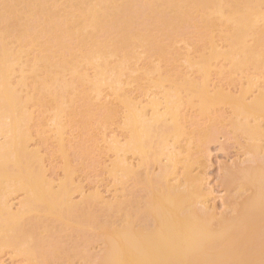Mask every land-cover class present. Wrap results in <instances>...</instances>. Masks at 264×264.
<instances>
[{"label": "bare ground", "instance_id": "1", "mask_svg": "<svg viewBox=\"0 0 264 264\" xmlns=\"http://www.w3.org/2000/svg\"><path fill=\"white\" fill-rule=\"evenodd\" d=\"M179 43L191 49L182 52ZM213 68L229 86L233 75L245 73L239 94L214 81L211 90ZM261 78L264 82V0H0V252L11 249L35 264L59 256L83 264H264ZM219 105L230 107L234 139L246 140V159L228 170L229 193L220 214L206 204L203 179L192 175L190 149L212 138ZM185 106L196 109L197 118L183 115ZM34 109L42 114L40 122ZM47 113L55 153L63 160L70 143L66 128L87 131L122 113L123 137H101L106 152L114 154L106 173L115 183L141 185L144 197H135L136 190L132 199L116 195L104 202L96 192L74 202L72 194L81 188L69 175L70 162L56 183L31 145L35 126L36 137L47 140L42 137ZM207 121L214 124L204 126ZM183 137L190 145L183 147ZM71 141V148H81ZM153 163L160 165L156 174L149 172ZM17 194L23 197L14 208ZM55 222L72 232L55 229ZM73 231L88 243L98 238L101 251L89 253L83 240L86 246L80 241L84 250L78 251L76 235L69 246L56 233Z\"/></svg>", "mask_w": 264, "mask_h": 264}, {"label": "rangeland", "instance_id": "2", "mask_svg": "<svg viewBox=\"0 0 264 264\" xmlns=\"http://www.w3.org/2000/svg\"><path fill=\"white\" fill-rule=\"evenodd\" d=\"M217 42H218V44H220V45H222V43L221 42H219L218 40H217ZM177 48L179 49V50H181L182 52H185L186 50H188V49H191V48H188V46L186 47V44H185V46H184V43L182 44V43H179V44H177ZM188 48V49H187ZM183 49H184V51H183ZM186 49V50H185ZM197 55V57H198V54H194V56H196ZM157 63V62H156ZM219 63H221V64H219ZM179 64V63H178ZM222 64H224L223 62H218L216 65H218V66H220V65H222ZM215 68H213L212 69V72H211V86H212V88H211V90H214V88L216 87V86H218V85H220L221 87L223 86L224 87V89H225V91L227 90V92L228 93H231V94H239V91H240V89H242L244 86H245V84H243L242 85V83L243 82H241V79L243 78V77H245L246 76V74L245 73H236L235 75H233L232 77H233V79H235V84H232V85H228L227 84V82H228V80H221V79H219V76L218 75H216V69L214 70ZM185 72L187 71V70H184ZM91 72V71H90ZM191 73L190 71H187L186 73ZM253 73H254V71H252ZM252 72L251 71H249L248 73H250V74H252ZM92 73V72H91ZM247 73V72H246ZM252 75H254V74H252ZM156 77V76H155ZM215 78V79H214ZM238 79V80H237ZM262 79V78H261ZM213 81H214V83L216 84V86H215V84L213 83ZM219 81V82H218ZM243 81H245V80H243ZM226 82V83H225ZM239 82H241V83H239ZM229 83V82H228ZM245 83V82H244ZM261 85H263L264 86V82H263V79H262V82L260 83ZM170 84L169 83H165V88H167L168 89V86H169ZM239 85H240V87H239ZM215 86V87H214ZM230 87V88H229ZM128 88H130V87H128ZM133 88V92L136 90V87L134 88V87H132ZM132 88H130V89H132ZM106 91V90H105ZM108 91V90H107ZM106 91V92H107ZM156 92V90H152V91H150V92ZM104 92L105 93V95H108L107 93H109V92ZM136 92H138V91H135L134 92V94L136 93ZM156 93H158V92H156ZM257 93V91L255 90L254 92H252V93H250V94H248V97H249V100H251L252 99V96H254L255 94ZM135 95H139V92L137 93V94H135ZM250 95V96H249ZM111 96L110 95H108L107 96V98H108V100L109 101H114V98H112V100H111V98H110ZM115 105H117L118 103H116V101H114L113 102ZM119 106V105H118ZM223 106V107H222ZM119 108L121 109V106H119ZM185 110L183 111V109H182V111H183V115L185 114V116H187V117H192V116H194V119H195V117L197 118V116H195L196 114H198V112H197V110L196 109H193V108H188L187 106H185V108H184ZM188 109V110H187ZM192 109V111H190ZM37 110H39L38 108H37ZM216 110L217 111H214L213 113H215V115H217V116H220V122L218 123V122H216L215 124H214V126H212V129H211V133H210V135H212L211 137V139L210 140H208V141H206V143H204L200 148H199V150H196V151H198V153H196V151H195V145L197 144V142L198 141H196V144L195 143H193V144H191V146H190V149L192 148V146H193V148L191 149V152H192V155H193V153H194V155H196L195 157H194V155H193V160L195 161L194 163H193V165L195 166H193L192 165V167H191V170L193 171V173H192V175L194 174V176H198V177H200V178H202L203 179V187H204V189L206 190V191H208L207 193H208V195H207V198H208V202L209 203H206L207 205L209 204V206L212 208V209H214L215 208V210L214 211H217V213H222L223 211H224V209H225V207H224V200L227 198V194L229 193L228 191H227V189H228V187H227V176H228V170L230 171L231 169H233V168H235L237 165H238V163H240L241 162V160L242 161H244L245 159H246V156L244 155V145H245V141L246 140H244L245 138H244V136L242 137V136H239L238 138H236V139H234V135L232 136V134L229 132V131H231V127H230V125H229V119H228V117H230V115L229 114H231V110H230V107H229V109H228V106L227 105H219L217 108H216ZM34 111H35V115H39V122H40V116L42 115L39 111H36V109H34ZM188 111V112H187ZM37 112V113H36ZM38 112H39V114H38ZM190 112V113H189ZM217 112H218V114H217ZM221 112V113H220ZM122 114V113H121ZM121 114H120V116H121ZM192 116H191V115ZM46 115V119L44 120V121H46L45 122V124L43 125V127H42V137L44 138V139H47L46 141L45 140H43L42 142H41V140L40 139H38L37 137H36V135H37V132H36V129L38 128L37 126H35L34 127V129L35 130H33V133H36V135L35 134H33L34 135V137L35 138H37V139H35L34 138V140L31 142V145H32V148H37L38 150H40V155L43 157V159H44V163L46 164L45 166H46V172H47V176H48V178L49 179H54V181L56 180V181H60V180H62L61 178H64V176L63 175H65V172H64V165H65V162L68 160V162H70V163H68V168H69V175H70V177L72 178V180L74 181V182H76L75 184H74V186H79L80 188H81V190L79 191V190H77L76 192H73V196H72V198H73V200H74V202H77V203H79V202H83V200H82V198H84V197H86L87 195H90V196H92V195H94V194H96V192L102 197V200H104V202L106 201V202H108V201H114L115 199H114V196H116V195H118V197H122L123 195H124V198H128V199H132L133 197H131V191H133V193H134V191H136L135 192V194H137V195H135V197H137V198H139V197H141L142 195V197L140 198V199H142L143 197H144V195L145 194H143L144 192H142L141 193V189L143 188L141 185H139V188H141V189H138V185H137V188H136V184L134 183L133 184V182L134 181H132V180H128L127 181V183L125 184V185H121V184H119L118 182L117 183H115L116 181L115 180H113L114 178L113 177H111L108 173H106V171H107V169H105L106 168V166H109V164H110V158L111 159H114V154L111 152H106V151H108V144L106 145V144H104L105 142L104 141H102L103 140V138H101V137H104V136H106V137H108V139L110 138V137H112V135H116V136H120V138H122L123 136V134L125 133V132H123L122 133V129L120 128V125H119V123H120V121H121V117L119 116L118 118H119V120H118V118H117V121H114V122H111V123H109L108 125H101V126H99L98 125V123L97 122H95V124L93 123L92 125H90L86 130L87 131H85V130H82L81 128L80 129H77V127H78V125L75 127H68V128H66V130H65V136L64 137H67L66 139H70V143L72 144V139H73V142H74V144L75 145H77V146H81V148L82 149H84V148H88V149H86V151H81V150H79V149H81V148H79L78 149V147L77 148H71V144L69 143H67V146L68 147H66V153H67V160H63V159H61L62 157L59 155V154H56L55 152L58 150V146L57 145H55V144H57V140H56V135L54 136V134H55V132H53L55 129L53 128H50V126H51V121H49L50 120V118H52V114L50 113H47V114H45ZM214 115V116H215ZM37 117L38 116H36V122H37ZM50 117V118H49ZM48 120V121H47ZM222 121V122H221ZM48 122H50V123H48ZM38 123V122H37ZM207 123V124H206ZM205 123V125L204 126H208L209 124H211V122H209L208 123V121ZM213 124H211V125H213ZM48 126V129H47V127L46 126ZM184 125L187 127V129H189L190 128V125H188L187 123L185 124L184 123ZM221 125V126H220ZM227 125V126H226ZM229 125V126H228ZM45 126V127H44ZM92 126H94V127H92ZM98 126L101 128H99L98 129ZM103 126V127H102ZM104 126H105V128H104ZM108 126V128H106ZM119 126V127H118ZM225 126V127H224ZM37 127V128H36ZM189 127V128H188ZM192 127V126H191ZM209 127V126H208ZM93 130H92V129ZM97 128V129H96ZM215 128V129H214ZM49 129H51V130H53V131H51V130H49ZM76 129V130H75ZM107 129V130H106ZM230 129V130H229ZM44 130H45V132H44ZM81 130V131H80ZM90 130V131H89ZM100 130V131H99ZM50 131V132H49ZM78 131V132H77ZM99 131V132H98ZM102 131V132H101ZM223 131V132H222ZM115 132H116V134H115ZM216 132V133H215ZM69 133H70V136H69ZM71 133H72V135H71ZM78 133H80V134H78ZM98 133V134H97ZM112 133V134H111ZM120 133V134H119ZM121 133H122V135H121ZM215 133V134H214ZM47 134H50V135H47ZM52 134V135H51ZM68 136H67V135ZM81 134H82V136H81ZM86 135V137H85V140H84V136ZM104 134V135H103ZM77 137H75V136ZM216 135V136H215ZM47 137V138H46ZM69 137V138H68ZM186 137H188V136H186ZM186 137H183V138H181L182 140H181V142L183 143V145H184V143L186 142V140L185 139H187V143H185V146H183V147H186V146H188V139L189 138H186ZM49 138V139H48ZM52 138V139H51ZM53 138H55V139H53ZM89 138L91 139V140H89ZM86 139H88V140H86ZM102 139V140H101ZM87 141V144H86V142H85V144L83 143L84 141ZM99 140V141H98ZM197 140H198V138H197ZM235 140V141H234ZM34 141H36V142H34ZM39 141V142H38ZM67 141V140H66ZM68 142V141H67ZM81 142V143H80ZM90 142V143H89ZM98 142V143H97ZM264 140H262V143L261 144H263L264 145ZM35 143V144H34ZM53 143V144H52ZM100 143V144H99ZM47 144V145H46ZM73 144V145H74ZM82 144H84V145H82ZM85 145H86V147H85ZM99 145V146H98ZM190 145V144H189ZM37 146V147H36ZM40 146V147H39ZM53 146V147H52ZM83 146V147H82ZM181 146H182V144H181ZM42 147V148H41ZM55 147V148H54ZM95 147V148H94ZM182 147V148H183ZM243 148V149H242ZM76 149H78V150H76ZM87 150H88V152H87ZM177 150H179L180 151V149L179 148H177ZM75 151V152H74ZM195 151V152H194ZM81 152V153H80ZM85 154H84V153ZM244 152V153H243ZM53 153H55V154H53ZM52 155H53V157H52ZM55 155V156H54ZM81 155V156H80ZM86 155V156H85ZM104 155V156H103ZM107 155V156H106ZM129 155V158H130V161L131 162H133V163H135V164H138V162H139V160L137 159V158H133L132 159V155L130 156V154H128ZM59 156V157H58ZM81 157V158H79V157ZM102 156V157H101ZM57 157V158H56ZM60 158V159H59ZM83 158V159H82ZM106 158V159H105ZM195 158V159H194ZM136 159V160H135ZM85 160V161H84ZM97 160V161H96ZM62 161V162H61ZM63 161H64V164H63ZM109 161V162H108ZM197 161V162H196ZM85 162V163H84ZM166 161H163V163H165ZM80 163V165H78ZM104 163V164H103ZM198 163V164H197ZM91 164V165H90ZM97 164V165H96ZM103 164V165H102ZM82 165V166H81ZM106 165V166H105ZM235 165V166H234ZM100 166V167H99ZM150 166H151V164H150ZM149 166V172L151 173V171H154V172H152V174H156V173H158L159 172V163H153V166H151L150 167ZM158 166V167H157ZM77 167V168H76ZM101 167H102V170H101ZM103 167H104V169H103ZM182 166L180 165V166H178V169L180 170H178L177 169V173L179 174V175H181V173H182V168H181ZM84 168V169H83ZM195 169V170H194ZM88 171V172H87ZM103 171V172H102ZM204 172V173H203ZM204 175H203V174ZM72 174V175H71ZM106 174V175H105ZM197 174V175H196ZM201 175V176H200ZM206 178V179H205ZM55 181V182H56ZM57 183V182H56ZM117 184V185H116ZM133 185V186H132ZM114 186V187H113ZM141 186V187H140ZM100 187V188H99ZM119 189H117V188ZM122 187H123V189L126 187V189H124V190H126L125 192H123V191H120V190H122ZM98 188V189H97ZM131 188V189H130ZM83 189V190H82ZM92 189V190H91ZM117 189V190H116ZM82 191V192H81ZM109 191V192H108ZM129 191V192H128ZM111 192V193H110ZM115 192V193H114ZM82 193V194H81ZM101 193V194H100ZM112 193H113V196H112ZM117 193V194H116ZM141 195V196H139V194ZM81 195V196H80ZM120 195V196H119ZM133 196H134V194H132ZM212 195V196H211ZM15 196V197H14ZM13 197V200H12V202L15 204V206H14V208H17L18 207V202L20 201V199L23 197L22 196V194H17V195H14ZM127 196V197H126ZM87 197H89V196H87ZM211 197V198H210ZM210 198V199H209ZM82 200V201H81ZM101 206V205H100ZM98 208V207H97ZM96 208V206H95V209H97ZM109 219H111V221H112V218H109ZM113 220H114V216H113ZM56 223V224H55ZM54 224H52L51 226H53L54 225V227H55V229H59V230H61V229H63L64 230V232H66L65 230H67V231H71L72 232V230L71 229H69L68 227H66L65 226V228H62L61 227V225L63 224V223H61V222H58V224H57V222H55ZM59 223H60V226H59ZM59 226V227H56V226ZM64 225V224H63ZM62 225V226H63ZM64 227V226H63ZM66 228H68V229H66ZM62 230V231H63ZM61 232V231H60ZM60 232H56V233H59V234H57V235H59L61 238H62V240H65V239H67V240H65L67 243H64L63 242V244H66V245H71L73 242H75L74 240L76 239L77 240V238H78V241L79 242H75V244L76 243H78L77 244V249H78V251H80L79 249H81V247L84 245V246H86V248L84 247V249H86V250H88L89 251V253H91V254H98L100 251H101V249H102V247H103V244H101V243H99L98 241H99V239L97 238V239H93L94 240V243H88L87 242V240H83V238H82V240L83 241H85V242H83L82 240H81V237H78L76 234H78L77 232H76V234H75V231H73V233H71V232H67L66 233V235L64 236V234L62 233V235H60ZM69 233H71V234H69ZM95 234H96V232H95ZM74 235H76L77 236V238H74V240L72 239V237L71 236H74ZM78 235H80V234H78ZM63 236V237H62ZM67 236V237H66ZM69 236V237H68ZM76 236H74V237H76ZM81 236V235H80ZM65 238V239H64ZM79 238H80V240H79ZM93 240L91 241V242H93ZM82 242V244H81V242ZM86 245H85V244ZM80 244V245H79ZM89 244H91V245H89ZM72 246H74L73 244H72ZM79 247V248H78ZM83 248L81 249V250H84ZM75 251H77L76 249H75ZM15 254V253H14ZM13 254V251L11 250V249H4L3 251H1L0 252V264H35L34 262H29V260H26L25 259V257H23V256H17L16 254L14 255ZM68 255V254H67ZM17 256V257H16ZM38 262H41V261H38ZM49 262H51V263H49ZM40 264V263H39ZM41 264H83V262L79 259V258H74V256L73 257H71L70 258V262H68L67 260H66V258H64L63 256H59V257H56L55 259H51V260H49V261H47V262H41ZM91 264H94V263H92L91 262Z\"/></svg>", "mask_w": 264, "mask_h": 264}]
</instances>
